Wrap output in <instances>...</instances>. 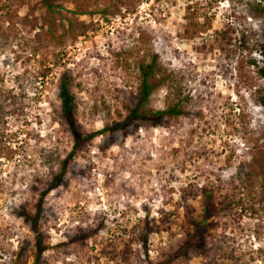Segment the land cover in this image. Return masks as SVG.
<instances>
[{"label": "rangeland", "instance_id": "rangeland-1", "mask_svg": "<svg viewBox=\"0 0 264 264\" xmlns=\"http://www.w3.org/2000/svg\"><path fill=\"white\" fill-rule=\"evenodd\" d=\"M262 6L0 0V264L34 263L36 235L24 214L36 211L73 150V128L93 133L136 106L137 64L152 54L166 80L144 108L178 104L184 113L76 151L44 198L40 264H264ZM228 25L244 43L221 45ZM63 80L74 122L63 113Z\"/></svg>", "mask_w": 264, "mask_h": 264}, {"label": "trees", "instance_id": "trees-1", "mask_svg": "<svg viewBox=\"0 0 264 264\" xmlns=\"http://www.w3.org/2000/svg\"><path fill=\"white\" fill-rule=\"evenodd\" d=\"M260 4H263L261 11H264V0H260ZM80 12L83 13V11H80ZM237 32H238V29L235 28L234 26H231V25L226 26L225 30L220 32L222 35L221 45H225L227 42L230 43L229 39H235V40L240 39L241 43H244L245 40H244L243 32L240 34L239 37L236 36ZM215 34L218 35L219 32L216 31ZM206 47L207 46L204 44L201 46L194 45L193 50L197 52H203V50ZM208 48H212V45ZM137 67L140 73L139 74L140 83L138 86L140 94H139L138 103L136 104V106L128 107L129 114L122 122L120 123L114 122L113 126H108L107 128L97 130L93 133L86 135L80 132L77 128H73V131H74L73 150L71 151L69 156H67L62 161V165L60 166V170L58 171V173L54 174L52 180H49L44 190L40 192L39 200L36 204V211L34 213L24 214L25 220L30 224V228L33 230V232L36 235V249L37 250L34 255L33 264H40V259L43 253L47 249V246L44 245L43 237L39 231V226H38L40 216L42 213V209H43L44 198L49 192L53 191L54 189L58 187L61 178L64 176V174L67 171L68 164L72 162L74 158L76 157L77 155L76 151L82 148L85 143L92 141L94 138L99 137V136L109 135L111 132L118 131L124 127L136 125V127L139 128V127H144V126L161 125L162 123H164L165 119L171 118L173 116H178L184 113L178 104L177 105L175 104L167 108L166 110H159V111L146 110L144 108V105L151 97L153 90L159 83L164 82L166 78H163L162 80H158V75L161 74L162 68H163L159 60L158 54H152L149 62H146V61L138 62ZM260 74L264 78V68L260 69ZM60 88L62 91V100L64 103V112H63L64 116L70 122H74V116H73L74 110L72 107L73 102H72V99L69 93L70 87L68 83L65 80H63L60 84ZM135 96L136 95H134V98ZM206 198L207 200L210 199V196L208 193L206 194ZM233 202L234 201H230V203H233ZM226 206L227 204L225 205V207ZM208 213H209V209H206L204 211V218L201 221L193 222L194 229H193V233L190 234L191 239L195 238L201 232V230L205 227L206 220H207L206 218L208 217ZM146 244H147L146 239H143V246H146ZM20 254L21 252L19 253V255ZM23 256H24L23 254L20 255L21 258H23ZM22 264H28V263L26 262V260H24Z\"/></svg>", "mask_w": 264, "mask_h": 264}]
</instances>
